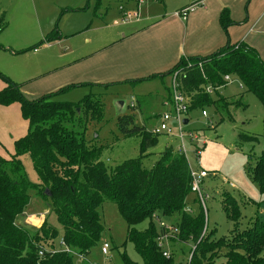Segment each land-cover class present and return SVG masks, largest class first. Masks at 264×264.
<instances>
[{"label":"rangeland","instance_id":"374dc122","mask_svg":"<svg viewBox=\"0 0 264 264\" xmlns=\"http://www.w3.org/2000/svg\"><path fill=\"white\" fill-rule=\"evenodd\" d=\"M192 2L195 0H0V89L6 84L3 79L6 78L16 84L27 99H35L63 87L68 88L55 96L54 101L78 102L86 95L96 97L101 101L103 109L97 121L87 127V140L103 146L101 160L108 167L138 158L141 154V137L136 134L122 136L117 128V117L133 112L137 125L146 129L154 128L159 123L160 114L170 109L163 105L164 100L170 97V87L167 89L162 80L155 77L134 85L125 82L152 76L149 74L151 71L132 72L128 75L129 79H118V66L132 59L130 52L124 50L115 53L116 49H111L108 52L107 63L116 65L95 64L82 74H76L79 73L81 62L95 57L91 55L120 40L127 33V24L119 22L125 13L138 12L142 22L136 25L139 27L149 23L143 20L150 17L161 19L172 14L173 18H178L174 15L175 11ZM226 7L231 11L230 7ZM236 10L241 18L236 20L234 15L235 21L231 16L234 21L231 26L242 27V36L240 34L238 38H232L227 31L224 45L244 40L264 61V0H244ZM158 28L163 33L164 29ZM164 28L177 32L173 24ZM182 57L186 58L184 55L179 58ZM177 63L172 64L171 70ZM82 66L87 67L89 64L84 63ZM144 68L140 66V69ZM171 75L172 72L166 78ZM102 78L106 80L97 82ZM241 93L246 106L229 108L233 122L227 119L225 112L216 110L212 105L190 109L186 116L188 123L182 124V139L176 122L170 121V132L161 133L157 145L148 151L142 161L145 168H150L158 152L165 146L180 148L183 145L191 170H205L209 173L202 180L201 188L208 194L205 200L207 231L214 230L215 237H230L233 228V223L226 218L222 209L223 193L234 197L241 207L239 228L251 226L255 218L263 216V197L251 174L262 151L263 107L258 98L246 91L234 75H231L230 84L222 89L220 95L236 98ZM202 110L206 111V116H203ZM26 132L27 123L20 115L19 102L0 107V156L12 154L14 141ZM191 133L200 139L192 142L189 136ZM239 134L254 135L257 139L243 140ZM196 146L200 149L199 161L195 156ZM19 159L29 181L38 183L30 157L21 155ZM35 195L33 199H36ZM195 198L192 193L187 198L188 207L194 215L200 209ZM36 201L38 204L39 201ZM38 209L36 214L27 216L29 221L26 218L25 222L39 227L46 213L49 225L56 229L53 244L61 249L62 227L55 214L45 212L43 207ZM99 215L104 227L101 242L81 259L73 255V264H124L120 256L123 251L132 261L142 264L133 244L126 242L127 226L116 206L111 202L104 203L99 209ZM159 216L160 221H170L165 216ZM154 223L158 226L157 220ZM146 225L147 221H144L137 224L136 228L143 229ZM103 242L109 244L106 255L100 251ZM192 248V242L163 244V249L169 255L172 252L175 264H187ZM222 252H225L224 248ZM224 262L222 255L215 259L216 264Z\"/></svg>","mask_w":264,"mask_h":264},{"label":"trees","instance_id":"16d2710c","mask_svg":"<svg viewBox=\"0 0 264 264\" xmlns=\"http://www.w3.org/2000/svg\"><path fill=\"white\" fill-rule=\"evenodd\" d=\"M219 23L226 33L234 24L229 8L221 10ZM175 71L179 73L180 91L191 98L189 110L212 105L233 122L229 108H244L246 104L242 93L236 98L220 95L230 84L224 82L225 75L236 76L264 110V61L243 41L227 42L206 56L182 57L169 74ZM164 75L125 82L134 85ZM3 79L6 85L0 89V105L19 102L27 132L14 141L12 154L0 156V264H73V255L53 244L56 229L49 225L46 213L39 227L26 223L27 216L36 214L39 207L54 213L62 227L61 242L85 256L101 242L104 227L99 209L107 202L116 206L126 223V242L133 244L142 264H175L172 252L165 257L157 246L156 238L161 232L154 219L159 215L177 227V239H170L169 244L192 242L195 246L187 264H216L215 259L221 255L223 264H264V209L262 218H255L251 226L241 229V207L234 197L223 193L222 209L233 223L231 235L215 237V231H207V226L202 235L206 216L197 197L199 212L194 215L192 210L186 211L187 198L192 193L186 156L179 148L165 146L153 165L145 168L143 158L157 145L161 134L137 125L133 112L117 117V128L124 137H141V154L111 168L101 160L103 146L94 145L86 135L89 124L102 113L98 98L86 95L78 102L54 101L68 88L63 87L27 99L16 84ZM207 85L213 88L212 94L204 92ZM262 124V151L251 174L264 204V118ZM238 136L243 140L257 139L254 135ZM21 155L30 157L38 183L29 181ZM144 221L146 227L136 228ZM120 256L124 264H138L125 251Z\"/></svg>","mask_w":264,"mask_h":264},{"label":"crops","instance_id":"0c3cea01","mask_svg":"<svg viewBox=\"0 0 264 264\" xmlns=\"http://www.w3.org/2000/svg\"><path fill=\"white\" fill-rule=\"evenodd\" d=\"M243 1L244 0H235V2L234 0H195V2L184 6H195L185 20L173 18L172 14L162 17L161 19H156L157 16H155L143 20L149 21V23L139 27H136L137 24L142 23L139 18L126 23L119 21L122 25L127 24L125 27L127 33L124 34L120 40L91 55L95 57L81 62V68L76 75L82 74L85 70L92 68L95 64H100L101 66L116 65L114 63H107L106 58L108 52L111 49H116L115 53L124 50L130 52V57L132 59L130 62H123L122 65L118 66V79H129L128 75L132 72L141 71L142 73H145L151 71L149 74L159 75L161 72L167 71L165 73L166 76L162 77L160 80H162L161 82L166 85L167 89H169L172 77H166L171 71L172 64L177 63L181 55L186 56V58L206 56L218 50L225 44V32L219 23V14L223 8L228 6L231 8L230 14L232 18L234 19L235 15V19L239 20L241 17H238V10H234L239 8ZM171 24L175 26L176 31L179 32V34L164 28ZM158 27L164 29L163 33L159 32ZM235 27V25L234 27L230 26L228 29V33L232 38H238L243 31H241L242 27ZM251 28L252 27L247 30L249 31ZM238 29H240L239 32ZM181 37L182 41H180ZM84 63H88L89 66L83 67L82 65ZM140 66H144L145 68L140 69ZM164 78L166 79L163 80ZM105 80L106 78H102L97 80V82L102 83ZM5 85L6 84L4 83L3 87H5ZM7 106L0 105V107Z\"/></svg>","mask_w":264,"mask_h":264},{"label":"built area","instance_id":"2783aa9c","mask_svg":"<svg viewBox=\"0 0 264 264\" xmlns=\"http://www.w3.org/2000/svg\"><path fill=\"white\" fill-rule=\"evenodd\" d=\"M194 6H187L184 7L182 9H179L177 11H175V15L182 19L185 20L188 16V14L193 11ZM138 12H127L124 14V16L120 19V21L122 23H126L129 22L133 19H137L138 18ZM200 65V64H199ZM171 84H170V97L168 100H164L163 105L166 107H169L170 109L165 110L162 112V114H160L159 117V123L157 126H155L154 128H151V132L155 133V134H161V133H169L171 130V125H170V121H175L177 124V128H178V133L180 138L182 139L183 134H182V124L184 119H186V116L188 114L189 111V106L191 103V98L187 95L184 94L180 91L179 89V85H178V77H179V73L177 71H175L174 73H172L171 75ZM224 82L228 83L230 82V77L228 75L224 76ZM225 83V84H226ZM204 92L208 93V94H212L213 93V88L210 85H207L204 89ZM202 114L203 116H206L207 113L205 110H202ZM190 136V140L192 142L198 141L200 139V137L196 134H189ZM197 143V142H196ZM203 145H205V142H202ZM179 150L184 153V147L183 145L179 148ZM185 155V153H184ZM199 155H200V149L196 146L195 148V156L197 158V161H199ZM190 175H191V192L194 193L203 209V212L206 216V205H205V200L206 198H208V194H205L203 192V189L201 188V183L202 180L204 178H206L209 173L205 170H199L198 172H194L192 170H190ZM186 211L191 212V209L189 207H187ZM29 218H27L28 220ZM154 220L158 221V227L160 228V234L159 236L156 238V242H157V246L159 247V249L162 251V255L165 257H168V251L163 249V244L164 242H169L170 239H177V227L172 225L169 222H165V221H160L159 218H155ZM29 221V220H28ZM206 217H205V225H204V230L202 232V235L205 232L206 229ZM60 245L62 246L61 250L65 251L69 254L72 255H77L78 258H83V255H79L76 254L75 252H73L72 250H70V248H68L67 246L64 245L63 242L60 243ZM109 248V244L107 242H103L101 244L100 247V251L102 254L106 255L107 251ZM195 248V246H193L192 250ZM192 250L190 252V256L192 254ZM40 255L42 254V252L39 253ZM190 259V257H189Z\"/></svg>","mask_w":264,"mask_h":264},{"label":"water","instance_id":"95a60500","mask_svg":"<svg viewBox=\"0 0 264 264\" xmlns=\"http://www.w3.org/2000/svg\"><path fill=\"white\" fill-rule=\"evenodd\" d=\"M120 104L122 105L123 103L120 102ZM183 123H184V124L188 123V120H187V119H184ZM46 193H47V194H50L48 190H46ZM47 207H50V205L47 204Z\"/></svg>","mask_w":264,"mask_h":264}]
</instances>
